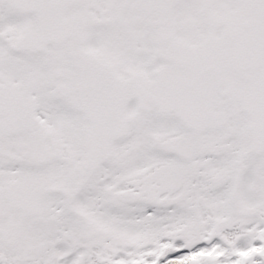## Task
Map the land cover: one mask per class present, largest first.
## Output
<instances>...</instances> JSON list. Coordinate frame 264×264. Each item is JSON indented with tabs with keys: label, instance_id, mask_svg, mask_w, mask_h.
<instances>
[{
	"label": "snow or ice",
	"instance_id": "6c2138e0",
	"mask_svg": "<svg viewBox=\"0 0 264 264\" xmlns=\"http://www.w3.org/2000/svg\"><path fill=\"white\" fill-rule=\"evenodd\" d=\"M0 264H264V0H0Z\"/></svg>",
	"mask_w": 264,
	"mask_h": 264
}]
</instances>
